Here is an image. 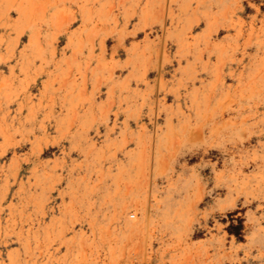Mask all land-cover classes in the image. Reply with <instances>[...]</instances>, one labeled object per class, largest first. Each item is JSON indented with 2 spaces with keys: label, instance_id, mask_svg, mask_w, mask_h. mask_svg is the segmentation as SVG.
I'll return each instance as SVG.
<instances>
[{
  "label": "rangeland",
  "instance_id": "obj_1",
  "mask_svg": "<svg viewBox=\"0 0 264 264\" xmlns=\"http://www.w3.org/2000/svg\"><path fill=\"white\" fill-rule=\"evenodd\" d=\"M0 264H264V0H0Z\"/></svg>",
  "mask_w": 264,
  "mask_h": 264
}]
</instances>
